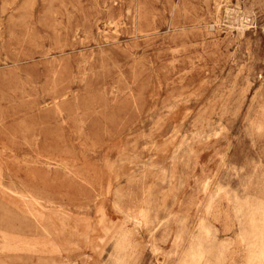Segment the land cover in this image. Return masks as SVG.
<instances>
[{"label": "rangeland", "instance_id": "obj_1", "mask_svg": "<svg viewBox=\"0 0 264 264\" xmlns=\"http://www.w3.org/2000/svg\"><path fill=\"white\" fill-rule=\"evenodd\" d=\"M186 263L264 264V0H0V264Z\"/></svg>", "mask_w": 264, "mask_h": 264}, {"label": "bare ground", "instance_id": "obj_2", "mask_svg": "<svg viewBox=\"0 0 264 264\" xmlns=\"http://www.w3.org/2000/svg\"><path fill=\"white\" fill-rule=\"evenodd\" d=\"M188 260H190L189 258H188ZM192 260V259H191ZM191 260L189 261V262H191ZM198 260V259H197ZM186 262H187V260H186ZM196 263H197V261H196ZM187 264V263H186ZM190 264V263H189Z\"/></svg>", "mask_w": 264, "mask_h": 264}]
</instances>
